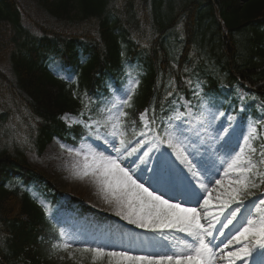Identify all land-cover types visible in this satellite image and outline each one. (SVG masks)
I'll list each match as a JSON object with an SVG mask.
<instances>
[{
	"label": "trees",
	"instance_id": "1",
	"mask_svg": "<svg viewBox=\"0 0 264 264\" xmlns=\"http://www.w3.org/2000/svg\"><path fill=\"white\" fill-rule=\"evenodd\" d=\"M163 1L122 0L117 9L114 0H0V264H90L78 254L56 258L52 216L37 199L4 187L37 184L44 198L60 200L27 153L42 155L64 132L58 116L88 111L95 89H112L128 62L140 60L143 71L127 117L195 95L192 88L208 100L222 94L220 83L248 86L264 100V0H180L165 10ZM83 40L89 60L73 96L40 67L49 54L71 61ZM102 111L108 120L103 104ZM19 118L28 143L8 142Z\"/></svg>",
	"mask_w": 264,
	"mask_h": 264
},
{
	"label": "snow or ice",
	"instance_id": "2",
	"mask_svg": "<svg viewBox=\"0 0 264 264\" xmlns=\"http://www.w3.org/2000/svg\"><path fill=\"white\" fill-rule=\"evenodd\" d=\"M136 83L126 97L112 105L117 111L108 120L84 123L89 133L96 140L110 144L116 155L89 147L83 154L86 163L82 176H91L105 199L115 204L116 215L136 228L158 233L164 239L168 238L164 235L166 232L184 234L187 238L184 250L164 254L134 253L101 244L76 243L66 239L62 230L60 242L53 249L66 252L73 260L77 254L90 257L92 264H105V261L106 264H249L253 250L260 249V259L255 264H264V214H259L264 211V129L251 125L248 135L243 137L244 146L228 159L221 158L219 168L195 158L192 152L195 145L184 135L182 127L171 122L156 125L154 116L149 118L147 110L139 115L143 128L133 133L134 139H127L121 118L127 115L123 109L130 106ZM184 115L176 112L169 120L182 121ZM109 123L113 141L99 130ZM115 138L119 139V147ZM257 140L261 141L258 148L252 143ZM146 146L147 149L141 151ZM161 148L167 151H160ZM153 150L160 151L158 166L152 170V180L157 187L145 186L123 162L125 157L137 154L140 162L147 164ZM81 154L76 151V155ZM177 161L183 167L177 165ZM158 188H167L172 195L165 198ZM201 190L205 194H201ZM174 198L182 199L174 202ZM43 211L50 215L47 206ZM224 229H229L227 235ZM217 235L226 236L222 246L214 243Z\"/></svg>",
	"mask_w": 264,
	"mask_h": 264
},
{
	"label": "rangeland",
	"instance_id": "3",
	"mask_svg": "<svg viewBox=\"0 0 264 264\" xmlns=\"http://www.w3.org/2000/svg\"><path fill=\"white\" fill-rule=\"evenodd\" d=\"M239 97L240 101L243 102L246 93L240 91ZM71 119L72 118L68 117L65 118V121L70 122ZM180 127L184 129V135L190 139L192 145L198 144L205 148L202 159L211 161L217 168L221 166V158L228 159L231 156H224L221 153L220 145L223 143H225L227 147H236L237 145V124L233 126L229 138L218 137L216 133L210 129L202 131L201 126L193 120L191 114H188L183 119L180 123ZM197 132H199V135L196 134ZM194 150L195 147L192 148L193 153ZM53 155L51 159L57 161L53 177L56 183L60 185L62 191L80 195L86 198L96 208L109 209L116 213L115 204L109 203L108 200L105 199V194L101 191L94 179L91 176H82L86 163L85 161H81V163L71 162L61 153H55ZM74 167L75 169H73ZM220 175L222 176L223 173L221 172ZM163 190L164 189H161V191ZM202 193L203 191L201 190V194Z\"/></svg>",
	"mask_w": 264,
	"mask_h": 264
}]
</instances>
